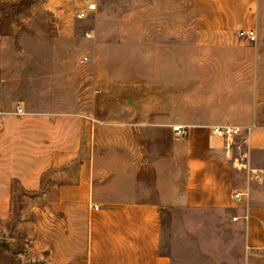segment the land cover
<instances>
[{
    "label": "rangeland",
    "instance_id": "374dc122",
    "mask_svg": "<svg viewBox=\"0 0 264 264\" xmlns=\"http://www.w3.org/2000/svg\"><path fill=\"white\" fill-rule=\"evenodd\" d=\"M94 1L89 10L86 0H0V112L12 118L13 127L28 114L51 118L53 125L82 135L87 154L94 147L108 153L100 166L110 162L114 172L138 171L131 194L157 200L156 167L169 165L173 141L165 118L199 123L235 99L250 101L264 124V0H254L251 27L232 30L201 29L195 0ZM250 28L256 40L239 37ZM17 104L24 115L15 114ZM243 136L232 142L240 144L236 153L247 165L235 182L249 189L254 203L264 204V149H249ZM57 139L52 135V149L60 145ZM5 153L4 172L11 169ZM33 161L20 158L16 171ZM78 163L72 160L68 168ZM57 172L48 170L37 189L12 178L0 190V264L50 260L42 233L56 225L51 217L65 215L55 204L57 185L66 181ZM258 174L262 183L254 178ZM116 187L128 193L125 184ZM109 193L108 186L100 189L104 197ZM161 214V249L172 264H264V248L246 246L244 226L226 209L179 204L163 207Z\"/></svg>",
    "mask_w": 264,
    "mask_h": 264
},
{
    "label": "crops",
    "instance_id": "0c3cea01",
    "mask_svg": "<svg viewBox=\"0 0 264 264\" xmlns=\"http://www.w3.org/2000/svg\"><path fill=\"white\" fill-rule=\"evenodd\" d=\"M195 2L197 24L203 30L252 25L254 0ZM227 59L237 62L236 58ZM244 59L250 62L251 58ZM233 101L199 123L176 124L170 117L165 118L164 125L173 128V141L169 165L156 167L157 200H139L131 194L138 183V171L114 172L110 162L100 166L99 159L110 155H101L95 147L87 154L81 145L83 136L68 127L53 125L47 116L31 114L21 120L22 125L13 127L12 118L5 116L0 128V159L5 151L11 169L4 172L0 166V190H7L12 178H19L27 189H37L42 176L52 168L57 169L59 180H66L59 181L55 202L65 215L57 220L51 217L56 225L42 233L43 249L50 250L47 264H172L161 249V209L179 204L232 212L244 226L246 246L264 248V204L254 203L249 189L235 182L237 171L247 167L242 153H236L241 146L235 142L227 149L224 139L211 130L213 125L229 123L250 127L244 129L242 143L249 149H264V124L256 120V107L250 101ZM180 124L189 126L186 137L174 130ZM52 135L60 144L54 149ZM19 140L24 143L21 151L16 146ZM20 158L33 159L32 166L16 171ZM72 160L79 163L69 169ZM121 176L125 178L121 180ZM254 176L262 183L261 175ZM121 183L128 193L116 187ZM107 186L110 193L104 197L100 189ZM236 192H242L240 198H236ZM3 202L0 198V206Z\"/></svg>",
    "mask_w": 264,
    "mask_h": 264
},
{
    "label": "built area",
    "instance_id": "2783aa9c",
    "mask_svg": "<svg viewBox=\"0 0 264 264\" xmlns=\"http://www.w3.org/2000/svg\"><path fill=\"white\" fill-rule=\"evenodd\" d=\"M87 9H95L96 4L94 0H86ZM84 16V11L78 13V17L81 18ZM239 37L248 41H254L257 38V31L253 28L241 30L239 32ZM84 61H88V57H83ZM15 114L24 115L26 113L25 108L21 104H17L14 108ZM3 113L0 112V124H2ZM188 125L180 124L174 127V130L180 133V136L186 137L188 135ZM213 134L224 139L227 149L232 147V142L235 136L240 135L244 131V127L239 124H217L211 127ZM242 192H236V198H240ZM234 220H237L238 217H233Z\"/></svg>",
    "mask_w": 264,
    "mask_h": 264
},
{
    "label": "trees",
    "instance_id": "16d2710c",
    "mask_svg": "<svg viewBox=\"0 0 264 264\" xmlns=\"http://www.w3.org/2000/svg\"><path fill=\"white\" fill-rule=\"evenodd\" d=\"M34 2V0H21L20 4L21 5H28V4H32Z\"/></svg>",
    "mask_w": 264,
    "mask_h": 264
}]
</instances>
